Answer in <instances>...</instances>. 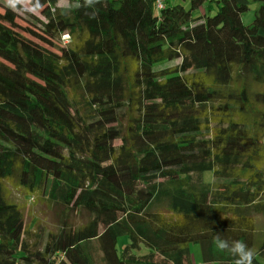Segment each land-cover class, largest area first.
Returning <instances> with one entry per match:
<instances>
[{"label":"trees","instance_id":"obj_1","mask_svg":"<svg viewBox=\"0 0 264 264\" xmlns=\"http://www.w3.org/2000/svg\"><path fill=\"white\" fill-rule=\"evenodd\" d=\"M160 1L41 0L31 38L0 0V264L264 259V0ZM13 188L90 219L36 232Z\"/></svg>","mask_w":264,"mask_h":264},{"label":"rangeland","instance_id":"obj_2","mask_svg":"<svg viewBox=\"0 0 264 264\" xmlns=\"http://www.w3.org/2000/svg\"><path fill=\"white\" fill-rule=\"evenodd\" d=\"M171 3L174 4H182L186 8L191 7V0H169ZM212 7L216 10L217 9V0L212 1ZM259 4L258 3H252L250 6V10L244 15L243 19L244 22L248 23L250 22L254 15L255 11L258 9ZM195 14H197V10H194ZM21 17L17 20L18 23L21 25L19 28L23 33H25L27 36L31 37V34L28 32L24 31L21 28H24L23 26L27 27V25L32 24V22L28 21L26 17H24L23 13H20ZM67 36H64L66 38ZM179 63V60L173 62L172 64H177ZM212 172H207L204 175V181H214L216 180L215 177H213ZM12 196L13 199L17 200L24 211V215L26 218V221L30 226H34L36 228V232H39L38 225H41L45 228V232L48 230H56L59 226L63 224L64 221H67L68 224H72L75 226H79L83 223H86L90 219V215L86 212H69L64 210L62 207L59 205H54V204H48L45 201H39L36 200L32 197H26L23 195V193L19 192L17 189H12ZM167 203L166 202H161L156 204L158 209L160 210H165V206ZM263 211L261 214L257 215V230L261 231L262 228L264 227V206L262 207ZM263 232V231H262ZM261 232V233H262ZM258 234V238L261 235ZM128 236L127 235H122L118 239V249L121 251L124 247V245L128 242ZM259 241V239H258ZM91 251L93 252L94 255H98V248L96 247L95 244L90 246ZM190 251L193 256V264H204V259H203V252H202V246L200 243H192L190 245ZM148 252V247L146 246L145 243H142V247L139 250L140 254H145ZM257 261H253V264H264V259L261 256H257ZM213 264V263H212Z\"/></svg>","mask_w":264,"mask_h":264},{"label":"clouds","instance_id":"obj_3","mask_svg":"<svg viewBox=\"0 0 264 264\" xmlns=\"http://www.w3.org/2000/svg\"><path fill=\"white\" fill-rule=\"evenodd\" d=\"M4 2L9 9L21 13L37 14L43 8L41 0H4ZM102 2L103 0H83V4L77 3L75 7L94 9L96 5ZM58 7L64 10L63 14L66 15L67 10H70L71 6L68 5L67 0H60ZM90 15L95 18V11L90 13ZM215 243L219 250L227 251L235 257V264H253L256 253L254 249L248 247L245 243L221 239L219 236H217Z\"/></svg>","mask_w":264,"mask_h":264},{"label":"crops","instance_id":"obj_4","mask_svg":"<svg viewBox=\"0 0 264 264\" xmlns=\"http://www.w3.org/2000/svg\"><path fill=\"white\" fill-rule=\"evenodd\" d=\"M251 212H252V214H254L252 209H251ZM261 213H262V211H261V212H258V213L255 215V217H256V222H257V215H259V214H261ZM263 230H264V227L262 228L261 231H263Z\"/></svg>","mask_w":264,"mask_h":264},{"label":"built area","instance_id":"obj_5","mask_svg":"<svg viewBox=\"0 0 264 264\" xmlns=\"http://www.w3.org/2000/svg\"><path fill=\"white\" fill-rule=\"evenodd\" d=\"M158 5H161V1L160 0H158ZM65 36H67V35H65ZM67 38V37H66Z\"/></svg>","mask_w":264,"mask_h":264}]
</instances>
